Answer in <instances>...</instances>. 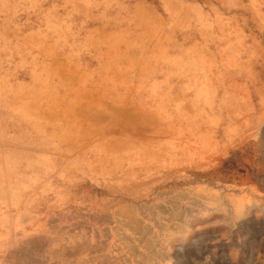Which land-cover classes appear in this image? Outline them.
<instances>
[{
	"label": "rangeland",
	"instance_id": "obj_1",
	"mask_svg": "<svg viewBox=\"0 0 264 264\" xmlns=\"http://www.w3.org/2000/svg\"><path fill=\"white\" fill-rule=\"evenodd\" d=\"M0 264H264V0H0Z\"/></svg>",
	"mask_w": 264,
	"mask_h": 264
}]
</instances>
